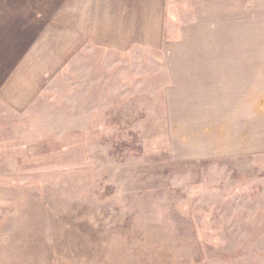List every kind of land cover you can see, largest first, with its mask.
I'll list each match as a JSON object with an SVG mask.
<instances>
[{
	"label": "rangeland",
	"instance_id": "1",
	"mask_svg": "<svg viewBox=\"0 0 264 264\" xmlns=\"http://www.w3.org/2000/svg\"><path fill=\"white\" fill-rule=\"evenodd\" d=\"M166 3L0 104V264H264V0Z\"/></svg>",
	"mask_w": 264,
	"mask_h": 264
},
{
	"label": "crops",
	"instance_id": "2",
	"mask_svg": "<svg viewBox=\"0 0 264 264\" xmlns=\"http://www.w3.org/2000/svg\"><path fill=\"white\" fill-rule=\"evenodd\" d=\"M167 1L0 0L1 106L20 111L54 63H67L69 49L85 47L86 42L99 46L101 32L112 31L117 17H123L125 27L133 17H141L142 35L150 23L157 26L150 31L159 32L161 17L169 14Z\"/></svg>",
	"mask_w": 264,
	"mask_h": 264
}]
</instances>
